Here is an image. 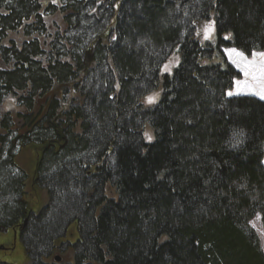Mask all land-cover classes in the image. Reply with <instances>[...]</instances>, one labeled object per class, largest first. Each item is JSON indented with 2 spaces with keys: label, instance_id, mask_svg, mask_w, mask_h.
<instances>
[{
  "label": "trees",
  "instance_id": "16d2710c",
  "mask_svg": "<svg viewBox=\"0 0 264 264\" xmlns=\"http://www.w3.org/2000/svg\"><path fill=\"white\" fill-rule=\"evenodd\" d=\"M222 46L264 50V0H0L21 108L0 111V238L24 264H264V99L227 95Z\"/></svg>",
  "mask_w": 264,
  "mask_h": 264
},
{
  "label": "rangeland",
  "instance_id": "374dc122",
  "mask_svg": "<svg viewBox=\"0 0 264 264\" xmlns=\"http://www.w3.org/2000/svg\"><path fill=\"white\" fill-rule=\"evenodd\" d=\"M49 2L58 4L60 0H43V4L45 5V7ZM62 17L63 15L61 13H56L55 15H49L46 17V23L49 29L48 35L46 36L47 39H49V37L52 36V34H54V31L56 29H52V28L57 23L61 22ZM20 32L21 34L13 33V32L10 33L8 36V40L6 42L9 43L10 40H15L18 42L23 41L24 36L22 35V31ZM211 44H213V48H217L218 41L215 38V33H213V35L211 36ZM222 53L223 56L213 52L214 54L213 59L210 60L209 62L211 63L214 62V64L215 63L224 64V62L226 61V63L231 65L234 68V70L237 71L239 74L238 77L235 78L234 80L233 88L229 90L227 95L230 97L252 96L263 100L264 99V50L262 51L255 50L251 54H245L243 51L233 46H222ZM223 59L225 61H223ZM174 63L175 61L173 57H170L167 63V68L172 70ZM54 95L55 96L57 95L60 99L64 98L65 100L66 99L71 100L77 94L73 89H71L67 93L61 87L58 86L52 91V94L49 97ZM160 97H161V91L159 90L151 94H148L147 97L143 98L142 102H144L145 104H154L160 99ZM0 111L2 113L11 112L15 116V119H17V121H20L17 115L21 111V108L17 106L14 98H10L2 106H0ZM32 153H28V154L26 153V156L24 157L22 163L23 162L29 163ZM24 166H26V164ZM46 200H47V195L46 192H44L42 194V203L46 202ZM249 224L252 227V229L256 232L259 238L260 246L264 251L263 216L261 214H257L253 219L250 220ZM76 233L77 231L74 228H72L69 231L68 237L69 239H71V241H74L76 239L77 236ZM11 235L12 236L10 242H4L5 237L0 238V259L13 261L18 264L28 263V259L24 255L25 252L20 247V244L18 242V237H16V233L14 232ZM60 256L64 257L65 260L69 258V256H64L59 254V257H57V259L54 260L56 263L61 262Z\"/></svg>",
  "mask_w": 264,
  "mask_h": 264
}]
</instances>
